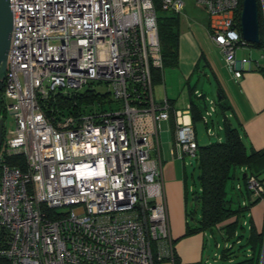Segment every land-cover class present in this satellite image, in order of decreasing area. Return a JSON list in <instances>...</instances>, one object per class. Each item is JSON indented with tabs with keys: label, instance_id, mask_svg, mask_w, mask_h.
Segmentation results:
<instances>
[{
	"label": "built area",
	"instance_id": "built-area-1",
	"mask_svg": "<svg viewBox=\"0 0 264 264\" xmlns=\"http://www.w3.org/2000/svg\"><path fill=\"white\" fill-rule=\"evenodd\" d=\"M187 1L205 13L208 39L239 79L235 54L248 45L236 22L241 0H11L2 101L14 129L0 147V256L9 264H173L162 123L173 114L175 159L197 161L198 144L189 107L154 102L152 70L163 68L157 15L180 17ZM99 85L109 89L108 110L103 101L46 117L50 96ZM204 101L205 135L215 138L216 103ZM17 156L23 168L6 162ZM246 185L256 197L263 192L253 176Z\"/></svg>",
	"mask_w": 264,
	"mask_h": 264
},
{
	"label": "crops",
	"instance_id": "crops-1",
	"mask_svg": "<svg viewBox=\"0 0 264 264\" xmlns=\"http://www.w3.org/2000/svg\"><path fill=\"white\" fill-rule=\"evenodd\" d=\"M207 26L208 22L205 27V36L207 42H204V45H200L190 32H182L180 22L177 65L175 67L164 66L162 70H160V80L156 83H152L154 102L160 104L165 99H167L174 111H180L175 108L177 101L180 105L185 104V106L187 108L189 107L190 109L191 102H194L195 104L200 105L202 116L205 113V110L207 109V103L204 101V97L207 99H209V97H207L205 93L199 92L195 88L193 89L188 83L195 72L199 70H201L202 73H204L205 71H209L217 85V99L218 90H220L225 98L224 102L231 109L229 112H226L224 115H222L221 111L219 110V106L216 102L217 99H209L213 100L216 103V111L214 115L215 117L219 116L220 121L222 122V125H217V127H222V130L217 131L215 133V137L219 138L220 141L222 140V135H219L217 133L223 132L224 118L228 120L232 119L234 121V126L240 125V137L246 147L247 152L250 153L252 151L263 150L264 76L259 72V69L264 68V54L262 52V59L251 60L245 57L237 59L238 50L253 46L248 44L246 46L238 48L235 54L237 63L236 68H241L242 76L239 79H236L232 75L231 71H229L225 67L223 54L208 39L206 31ZM243 61H245V63H242ZM222 69L227 70V75L223 73ZM164 70H170L171 72H174L173 74L175 76L177 74L182 78L179 80L185 81V91H187V95L185 97L181 92L175 91L177 93L175 94L174 89H172L169 95L166 93V79ZM154 86H157L160 89L161 94L158 97H156V95L154 94ZM195 91L202 94L203 97H195ZM180 95H182L181 100H178ZM204 105L205 109L203 108ZM201 116L199 121L202 123ZM195 125L196 123H194V127ZM174 136V116L173 114H171L170 120L162 123L161 131L158 138L161 152V171L166 197L169 230L173 241L176 264H236L242 262L243 260L251 259L252 253L250 249L240 248V245L243 244L242 240H238V242L236 241V243L239 244L238 251H245V256L241 260H234L235 257L234 255H232L231 248L224 249L220 254L214 253L212 256L206 255L205 249L207 241L206 238L208 237L207 232L197 233L193 236L185 237L186 227L189 221V213H191L188 208V196L190 192L193 194L194 190L189 189L188 181L185 174L186 168L190 169V164L187 165L186 160L175 159L170 154V148L174 142ZM196 141L198 146H205L211 144L210 142L206 141H201L203 144H200L197 135ZM245 172V168H241L236 171V178L234 180V190H236L237 192H239L240 190H244L243 183L240 181V179L243 177ZM237 197L238 193H235L234 196L228 198L233 199L234 202L239 201L242 206H245L249 202H253L256 198H258L254 195L248 198L249 200H241V198L238 199ZM249 222L258 235L264 234V196L261 197L258 202L249 206V210L245 215V219H242V223L247 228L248 226L250 227ZM225 224L226 223H221L216 228H214V230H217L219 233L222 234V237L226 241H229V239H226L222 232V228ZM236 234L237 233H235V235ZM207 246L209 247L208 244ZM262 250H264V239ZM260 263L261 259L259 262H257V264ZM161 264L172 263L163 262ZM253 264H256V262L253 261Z\"/></svg>",
	"mask_w": 264,
	"mask_h": 264
},
{
	"label": "trees",
	"instance_id": "trees-1",
	"mask_svg": "<svg viewBox=\"0 0 264 264\" xmlns=\"http://www.w3.org/2000/svg\"><path fill=\"white\" fill-rule=\"evenodd\" d=\"M241 5L236 13V22L240 26ZM258 19H259V37L257 44L252 45L259 49L264 54V32L262 29V17L259 3ZM157 32L160 44L163 67H175L177 65V52L180 34V18L178 15L169 13H159L157 15ZM259 72L264 76V68L259 69ZM160 80V70H152V83ZM3 84H0V111L3 110L2 101ZM224 96L218 90L217 105L222 115L229 112L231 109L224 102ZM107 94L104 96L95 93L92 90H87L84 93H77L70 97H64L58 94L50 96L48 102L42 105L43 111L49 119L54 120L55 116L63 117L70 114H77L85 111V107L94 106L96 103H107ZM104 101V102H103ZM85 106V107H84ZM205 109V105L203 106ZM200 105L191 102V115L193 123L200 120L201 116ZM240 125H235L230 120L224 118L222 140L205 146L197 147V163L196 169L199 171V186L200 192L193 195L197 197L195 206L200 208V217L196 219L194 211L189 213V221L187 223L185 237L193 236L197 233L212 232L221 223H226L222 232L226 239L235 236L237 230L245 229L243 223L239 226L240 219H245V215L249 210V206L258 202L264 196V149L260 151L247 152L244 143L241 140L239 133ZM4 137V131H3ZM23 158L20 156L10 157L7 159L8 164H16L21 168L24 167ZM245 168L246 172L240 181L243 183L244 190H240L238 199L249 200L253 193L248 190L246 181L253 176L258 180L263 188L262 194L253 202H249L242 206L239 201H233L227 197L226 185L229 181H234L236 171ZM262 178V179H261ZM248 223V222H247ZM250 224V222H249ZM249 234L245 244L240 245V248H249L252 257L251 259L243 260L236 264H253V261L259 262L261 259L262 245L264 234L258 235L254 228L248 226ZM6 234H0V249L6 245ZM244 240L243 235H238V240ZM237 240V242H238ZM242 240V241H243ZM163 261L154 260V264H161ZM0 264H9L8 261L0 256ZM173 264H176L174 256Z\"/></svg>",
	"mask_w": 264,
	"mask_h": 264
},
{
	"label": "rangeland",
	"instance_id": "rangeland-1",
	"mask_svg": "<svg viewBox=\"0 0 264 264\" xmlns=\"http://www.w3.org/2000/svg\"><path fill=\"white\" fill-rule=\"evenodd\" d=\"M261 13H263L262 7H261ZM180 22H181V30L190 32L194 38L198 41L200 45H204V42H207L206 34H205V27L207 24V17L205 13L198 9L196 6L193 5L192 2L187 1L185 5V9L183 10L182 14L180 15ZM242 57H245L247 59H262V51L255 49L251 46L246 47L245 49L238 50L237 52V59H241ZM223 70V69H222ZM165 72V90L166 93L169 95L174 89V92H181L183 96L185 97L187 95L186 90V83L184 85L185 81H181L179 79H182L179 75L176 74V76L173 74L174 72H171L170 70H164ZM223 73L227 75V70H223ZM193 89L195 88L199 92L205 93L209 99H217L216 93H217V85L215 80L213 79L211 73L209 71H205L204 73L201 72V70L194 73V75L191 77L188 83ZM109 92V89L105 85H99L95 86V93H98L102 96L107 94ZM175 92V94H177ZM186 92V94H185ZM154 94L156 97H158L161 92L160 89L157 86H154ZM108 98H110V95H107ZM182 95H180L178 100H181ZM85 107V106H84ZM111 107H115L113 103H111ZM100 106L98 103L95 104L94 107L88 106L85 107V111H89L91 109H99ZM176 109L180 111H185L186 106L185 104L180 105L178 101L176 102ZM104 110H108V101L107 103H104ZM215 115L212 116V128L217 132V125H222V122L220 121V117H215ZM0 119L3 123V131H4V137L6 133L14 129V123L13 118L4 111H0ZM232 123L234 121L232 119H229ZM195 131L196 135L199 139L200 144H203L201 141H206L210 143L217 142V137L208 138L205 135V129L203 124L198 121L195 125ZM217 134L222 135V133L218 132ZM186 178L188 181L189 189H193L196 194L200 192V186H199V171L198 169H194L192 172H189V168H186L185 171ZM235 183L234 181H229L226 185V192L227 197L234 196L235 193H238L236 190H234ZM233 187V189H232ZM188 208L189 211H194V215L196 219H199L200 217V208L199 206H195L193 203V195L190 192L188 196ZM64 210V209H63ZM60 212V211H59ZM242 224V219H240L239 226ZM208 237L206 238V255L212 256L214 253L220 254L224 249L231 248L232 255H234V260H241L245 256V251L240 252L238 251L239 244L236 243L238 240V234L244 236L243 244L247 241L249 229L248 227L245 229H238L237 234L229 239V241H226L222 234L219 233L217 230H213L212 232H207ZM209 245V247L207 246Z\"/></svg>",
	"mask_w": 264,
	"mask_h": 264
},
{
	"label": "water",
	"instance_id": "water-1",
	"mask_svg": "<svg viewBox=\"0 0 264 264\" xmlns=\"http://www.w3.org/2000/svg\"><path fill=\"white\" fill-rule=\"evenodd\" d=\"M240 30L243 40L250 44L255 45L259 42V19L258 7L256 0H242L240 12ZM12 31V11L11 0H0V84L4 82L7 66V58L10 47ZM3 123L0 119V147L2 143ZM196 167V161H190L189 172H192ZM197 197L194 198V205L196 204ZM264 250L261 257L263 264Z\"/></svg>",
	"mask_w": 264,
	"mask_h": 264
},
{
	"label": "flooded vegetation",
	"instance_id": "flooded-vegetation-1",
	"mask_svg": "<svg viewBox=\"0 0 264 264\" xmlns=\"http://www.w3.org/2000/svg\"><path fill=\"white\" fill-rule=\"evenodd\" d=\"M4 137H3V132H2V141H3ZM1 146H2V143H1Z\"/></svg>",
	"mask_w": 264,
	"mask_h": 264
}]
</instances>
